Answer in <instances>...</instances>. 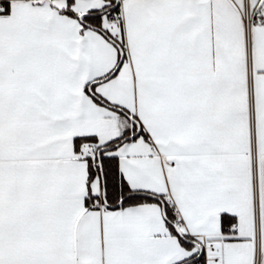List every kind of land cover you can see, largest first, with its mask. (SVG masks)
<instances>
[{"label": "snow or ice", "instance_id": "1", "mask_svg": "<svg viewBox=\"0 0 264 264\" xmlns=\"http://www.w3.org/2000/svg\"><path fill=\"white\" fill-rule=\"evenodd\" d=\"M0 264H264V0H0Z\"/></svg>", "mask_w": 264, "mask_h": 264}]
</instances>
